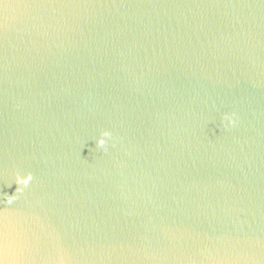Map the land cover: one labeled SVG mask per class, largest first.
<instances>
[{
    "label": "water",
    "instance_id": "obj_1",
    "mask_svg": "<svg viewBox=\"0 0 264 264\" xmlns=\"http://www.w3.org/2000/svg\"><path fill=\"white\" fill-rule=\"evenodd\" d=\"M0 264H264V0H0Z\"/></svg>",
    "mask_w": 264,
    "mask_h": 264
},
{
    "label": "clouds",
    "instance_id": "obj_2",
    "mask_svg": "<svg viewBox=\"0 0 264 264\" xmlns=\"http://www.w3.org/2000/svg\"><path fill=\"white\" fill-rule=\"evenodd\" d=\"M234 115H235V114L233 113V114H232V118H227V120H228V127L231 126V125H233V124L235 123V121H234V119H233V116H234ZM228 127H226V129H227ZM105 135H108V134L105 133ZM104 143H105V142H104V140H102V139L97 141V145H98V146H103ZM29 178H30V177H29ZM25 183H27V181H25Z\"/></svg>",
    "mask_w": 264,
    "mask_h": 264
}]
</instances>
